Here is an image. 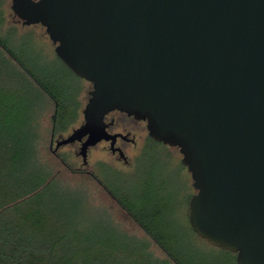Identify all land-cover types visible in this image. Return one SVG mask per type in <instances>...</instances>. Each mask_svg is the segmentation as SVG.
<instances>
[{
	"label": "water",
	"instance_id": "95a60500",
	"mask_svg": "<svg viewBox=\"0 0 264 264\" xmlns=\"http://www.w3.org/2000/svg\"><path fill=\"white\" fill-rule=\"evenodd\" d=\"M11 1L92 85L57 148L85 138L86 166L100 141L116 150L107 114L145 121L190 173L193 231L237 264H264V0Z\"/></svg>",
	"mask_w": 264,
	"mask_h": 264
},
{
	"label": "trees",
	"instance_id": "16d2710c",
	"mask_svg": "<svg viewBox=\"0 0 264 264\" xmlns=\"http://www.w3.org/2000/svg\"><path fill=\"white\" fill-rule=\"evenodd\" d=\"M3 20L0 11V24ZM79 92V84L59 90L39 78L0 37V264H207L198 246L180 240L183 231L175 227L172 209L164 203L168 198L148 192L160 189L153 180L143 181L129 194L97 177L166 258L156 257L147 239L112 226L103 217L106 213L97 230L82 222L86 194L63 184L53 164L39 155V119L48 100L54 103L55 134L65 133L78 117ZM149 140V146L158 143ZM100 167L126 174L103 163ZM222 251L230 255L225 264H237L234 253Z\"/></svg>",
	"mask_w": 264,
	"mask_h": 264
},
{
	"label": "rangeland",
	"instance_id": "374dc122",
	"mask_svg": "<svg viewBox=\"0 0 264 264\" xmlns=\"http://www.w3.org/2000/svg\"><path fill=\"white\" fill-rule=\"evenodd\" d=\"M11 4V0H0V11L4 19L0 24V37L7 41L8 46L18 54L31 72L47 81L51 86H56L59 90H70V87L79 84L80 92L77 98L80 101V108L78 117L68 131L63 133V137H66L82 123V109L87 103L88 92L92 89V85L90 82L80 80V77L69 73L59 61L55 53V45L48 37L45 28L40 24L22 25L14 16ZM53 113L54 103L48 100L39 119L41 134L39 155L43 160L53 164L54 172L63 184L74 189H81L86 194L85 200L88 209L82 222H85L87 228L97 230L100 220H102L101 216L106 213L110 218L107 215L103 217H107L106 220L111 222L112 226L138 238L147 239L153 254L162 259L166 258V253L148 237L146 232L88 172L95 175L96 178L100 176L109 186L114 184L118 188L127 190L129 194H134L143 181L153 180L154 183L160 185L159 191L154 187L147 188V190L149 193L159 192L163 198H168L169 201L164 203L170 205V209H172L173 216L171 217L176 224L175 227L179 231H183L180 240L185 241L186 244L198 246L197 252L202 255V260L207 264H225V261L229 260L230 255L228 253L210 245L195 232H192L190 228L189 200L195 190L192 187L190 173L181 163L182 156L177 148L159 142L157 144L151 143L149 146L150 140L144 121H135L124 114L114 113L110 115V118H114L115 121L112 131L130 132V135L136 139L135 144L119 141L130 163L126 164L119 160L117 153L112 154L108 142H101L89 150L87 167L83 165L82 157L78 154L79 145H64L58 151L65 160L62 163L61 159L57 158L50 149ZM56 139H60L58 135ZM145 148L147 150L144 155L139 162H136ZM101 163L126 174L121 176L114 170L103 169L100 167ZM81 190L78 193H81Z\"/></svg>",
	"mask_w": 264,
	"mask_h": 264
},
{
	"label": "flooded vegetation",
	"instance_id": "af4514ba",
	"mask_svg": "<svg viewBox=\"0 0 264 264\" xmlns=\"http://www.w3.org/2000/svg\"><path fill=\"white\" fill-rule=\"evenodd\" d=\"M84 80V79H83ZM89 95V94H88ZM55 106H56V103H55ZM83 110V109H82ZM114 113H121V114H124V115H126L128 118H132V119H134L135 121H142V120H136L135 118H133L132 116H128L127 114H125V113H122V112H119V111H113V112H111V113H109V114H107L106 116H105V122H106V124H107V127H106V130H107V132L108 133H110V134H118L117 136H116V138H115V142H114V147L116 148V150H115V152H112L111 150V153L112 154H118V159L119 160H122L124 163H126V164H128V163H130L129 162V160H128V158H127V156H126V154H125V151H124V149H123V147H122V145L121 144H119L120 142L119 141H122L123 143H130V144H135L136 143V139H135V137L132 135H130V132H127V133H123V132H113L112 130H113V128H114V126H115V121H114V118H110V115H112V114H114ZM54 114H55V111H54V113H53V116H54ZM83 114V113H82ZM53 116H52V118H53ZM83 122V121H82ZM145 122V121H144ZM59 136V138L60 139H62L63 138V133H57V134H55V132H54V130H53V125H52V128H51V135H50V149L52 150V153L57 157V158H59V159H61L60 158V155H59V153H58V151H59V149H60V147H62V146H64V145H61V146H59L58 148H57V142L60 140V139H56V136ZM85 140V138H83L82 139V141H76V142H74V143H71V144H74V145H79V151H80V147H81V144H82V142ZM101 142H108L109 143V149H110V146H111V140H108V141H106V140H102V141H100L99 143H101ZM98 143V144H99ZM97 145V144H96ZM95 145V146H96ZM54 146V147H53ZM92 147H94V146H92ZM92 147H90L89 149H88V152H89V150L92 148ZM119 150L124 154V156H125V158H126V160H124V158L123 157H121L120 156V153H119ZM79 153V152H78ZM61 161H62V163H64V161L61 159ZM88 165H86V167H87ZM185 167V166H184ZM186 168V167H185ZM93 178H95V180L99 183V184H101L100 183V181H99V179L98 178H96V176L95 175H93L92 173H90V172H88ZM193 187V186H192ZM109 194V193H108ZM109 196L112 198V199H114V197L112 196V195H110L109 194ZM115 200V199H114Z\"/></svg>",
	"mask_w": 264,
	"mask_h": 264
}]
</instances>
